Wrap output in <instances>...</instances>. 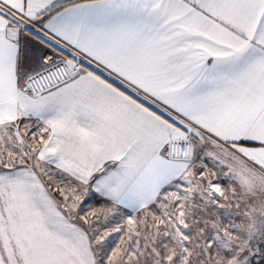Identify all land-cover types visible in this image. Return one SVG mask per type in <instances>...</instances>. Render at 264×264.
<instances>
[{
  "label": "snow or ice",
  "instance_id": "obj_1",
  "mask_svg": "<svg viewBox=\"0 0 264 264\" xmlns=\"http://www.w3.org/2000/svg\"><path fill=\"white\" fill-rule=\"evenodd\" d=\"M0 264H264V0H0Z\"/></svg>",
  "mask_w": 264,
  "mask_h": 264
}]
</instances>
